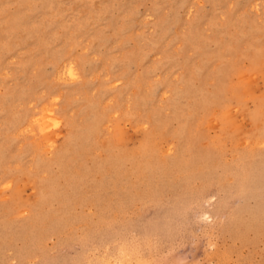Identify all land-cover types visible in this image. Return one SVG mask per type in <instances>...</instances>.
<instances>
[{
    "label": "rangeland",
    "instance_id": "obj_1",
    "mask_svg": "<svg viewBox=\"0 0 264 264\" xmlns=\"http://www.w3.org/2000/svg\"><path fill=\"white\" fill-rule=\"evenodd\" d=\"M0 264H264V0H0Z\"/></svg>",
    "mask_w": 264,
    "mask_h": 264
}]
</instances>
